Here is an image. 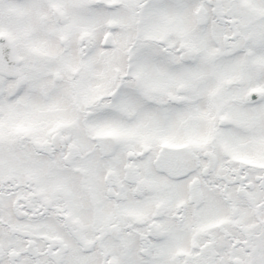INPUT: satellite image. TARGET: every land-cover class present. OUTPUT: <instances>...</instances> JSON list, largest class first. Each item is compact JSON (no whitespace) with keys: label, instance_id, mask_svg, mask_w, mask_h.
<instances>
[{"label":"snow or ice","instance_id":"obj_1","mask_svg":"<svg viewBox=\"0 0 264 264\" xmlns=\"http://www.w3.org/2000/svg\"><path fill=\"white\" fill-rule=\"evenodd\" d=\"M0 264H264V0H0Z\"/></svg>","mask_w":264,"mask_h":264}]
</instances>
